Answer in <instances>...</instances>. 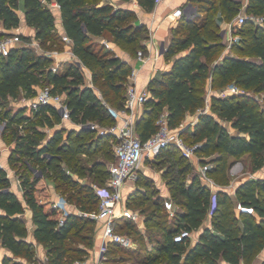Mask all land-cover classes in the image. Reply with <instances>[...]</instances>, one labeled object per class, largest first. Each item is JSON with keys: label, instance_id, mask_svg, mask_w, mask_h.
I'll use <instances>...</instances> for the list:
<instances>
[{"label": "trees", "instance_id": "obj_1", "mask_svg": "<svg viewBox=\"0 0 264 264\" xmlns=\"http://www.w3.org/2000/svg\"><path fill=\"white\" fill-rule=\"evenodd\" d=\"M190 1L195 11L191 16L185 14L180 18L178 26L173 28V36L164 55L167 62L172 61V66L150 80L151 96L144 105L142 118L136 123V130L142 140L148 139L159 130L158 120L165 110L169 126L178 127L187 113H196L205 106L211 91V111L200 112L197 122L185 126L181 134L185 139L190 136L197 142L195 152L219 153L208 173L226 184L229 182L228 155L238 158L248 153L254 169L264 165V102L260 99L263 96L264 101V27L247 19L239 29L240 41L233 43L232 50L224 53L221 59L211 62L226 47L216 11L220 9L225 20H231L239 13L241 1ZM58 2L65 32L73 42V51L79 61L91 69L93 82L99 85L103 97L96 93L92 85L86 84L81 65L72 63L66 70L54 69L49 55L36 53L27 45L15 46L8 55L0 54V119H8V127L13 122L25 125V132L14 133L16 146L10 152L8 162L13 168L20 162L22 164V168L17 170L20 172L24 200L33 211L36 239L48 248L50 264H73L76 260H85L89 254L86 248L73 252V236L80 235L89 225L88 245L94 247L96 220L70 208L61 223L62 210L50 201L42 200L37 194V185L45 176L48 177L45 167L51 165L64 181L54 179L57 189L60 190L64 183L75 185L68 194L61 191L69 203L75 200L82 211L98 209L100 197L93 185L73 178L61 163L64 160L76 169L74 161L77 154H90L94 146L98 148L104 139L112 141L113 136L101 135L88 128H57L56 124L62 122V116L53 104L41 105L33 113L27 112L26 104L11 116L4 109V104L21 94L31 98L37 94L38 86L50 84L54 92L66 93L73 121L116 122L109 105L116 109L125 108L132 66L113 51L98 49L94 36L110 33L118 44L135 54L138 53L135 45L145 26L134 24L131 20L136 17L134 9L114 6L107 0ZM139 2L152 8L156 0ZM19 8L24 9L27 22L36 26V38L42 43L51 41L57 20L53 8L45 0H0V17H3L7 27L19 25ZM247 10L264 17V0H249ZM60 39L65 44L62 33ZM230 84L242 87L243 91L222 96L220 92ZM215 86L219 88L215 90ZM229 123L237 132L230 131ZM40 125L52 126L53 134L46 138ZM171 146L163 147L156 157L164 156ZM201 162L206 161L201 159ZM178 163L179 166L171 164L163 174L168 178L171 197L179 205L173 216L164 206V196L152 194L150 188H141L139 183L128 197L129 206L137 201L144 204L149 200L151 203L148 206L152 210L145 216L146 229L155 224L163 230V239L147 250L143 263L252 264L264 248V178L247 179L237 188L238 201L254 207L258 216L250 212L238 213L229 192L220 187L211 213L212 227L202 231L198 241L192 245L190 237L177 241L174 235L183 228L199 229L211 211L213 192L209 185L203 183L198 171L192 172L188 180L193 170L189 158L182 157ZM34 168L40 169L42 175L37 174ZM88 169L97 173L98 179L105 180V183L110 176L106 162L95 163ZM140 175L145 174L140 172ZM10 185L7 172L0 169V243L26 260L19 261L5 255L0 264H29L35 257V251L33 242L27 240L28 228L23 215L25 203L10 189ZM148 206H143L141 211L145 213ZM160 211L168 217L162 223L161 216L164 214ZM125 226L138 224L131 219H121L119 230L124 232ZM135 231L139 236L143 235L139 227ZM135 231L129 228L125 233ZM133 239L138 238L135 236ZM125 248L119 243H111L109 261L112 260V251Z\"/></svg>", "mask_w": 264, "mask_h": 264}, {"label": "built area", "instance_id": "obj_2", "mask_svg": "<svg viewBox=\"0 0 264 264\" xmlns=\"http://www.w3.org/2000/svg\"><path fill=\"white\" fill-rule=\"evenodd\" d=\"M139 2V0H136ZM161 0H156L159 2ZM114 6H117L114 2L110 1ZM140 3V2H139ZM57 6L60 7L59 2ZM195 11V7L192 2H187L184 6H179L175 8L172 12L176 19L183 17V15L191 16ZM264 18V17H263ZM248 19V16L239 12L231 20H226L221 27V35L224 40L229 41L231 45L235 40L238 39L236 29L242 27L244 22ZM63 40L66 45V51L71 52L74 56L76 54L73 51L72 39L67 35L66 32L62 33ZM21 41V34L19 32L7 34L0 39V54L8 55L11 48L18 46ZM106 45L110 47V44L105 41ZM167 50V44L162 43L158 48L156 58L164 57ZM51 57H57L59 54L58 50H51L47 53ZM138 57L140 60L145 61L147 56H145L142 49L138 50ZM77 64L83 65L79 60L76 61ZM75 62V63H76ZM168 67L166 70L170 69L172 66V61L167 62ZM54 69H56L53 66ZM137 75L136 68H132L131 74L129 75V84L127 87L126 95V106L123 109H116L110 107V110L114 117L116 118L115 124L109 127L98 128L97 125L92 122L78 123V128H88L98 131L99 134H111L113 136V148L115 154V160L109 165L110 176L106 181L104 186H95L96 193L100 197L99 207L93 211H81L80 213L89 215L96 220V239H99L98 247L94 251L92 257V264H109V248L110 244L115 242L119 243L125 247H136L134 239L125 232L119 230V222L121 219H131L138 224L140 229L145 228V220L141 210L134 209L128 205V195L124 193V188L130 181L136 182L140 170L142 168V162L148 158L155 157L160 150L168 145L175 144L182 148L184 154L192 158L195 154V149L188 146L181 134L183 127H171L168 124V112L164 111L159 117L160 128L159 130L150 136L146 140H142L138 135L136 130V123L141 114V109L144 107L146 101L150 97V89L142 88L139 89L134 82L130 79L135 78ZM93 86V85H92ZM94 87V86H93ZM96 91V89H95ZM243 88L236 85L230 84L224 88L220 94L222 96L241 93ZM96 93L102 97V94ZM211 91L208 92L206 97V104L203 108H200L198 112L194 113L192 119V125H194L199 117L200 112H210L211 111ZM53 104L55 105L61 113L62 121L71 120V110L67 102L66 93L54 92L52 86L47 84L45 86H38L37 94L30 98V103L28 104L29 113H33L41 105ZM210 165L208 163L202 164L199 167V173L203 183L209 185L212 189V207L210 213L213 212L216 206V192L219 189L218 184L215 179L208 173ZM0 169H4L7 172V176L12 182V174L14 169L11 167L9 162L6 163L4 158L0 156ZM34 171L42 175V171L38 168H34ZM18 181L21 186V177L19 175ZM50 202L53 203L55 207L62 210L60 216V222L63 223L66 216L70 210V203L67 198L60 192H58L57 187L50 183ZM23 188V187H22ZM10 189L11 185H10ZM164 206L169 211L170 215L173 216L177 206L174 203L171 195L164 196ZM236 210L240 212H250L258 214L252 206H245L241 202L236 205ZM25 212L29 213V216L33 218V211L29 205L25 204ZM193 231L187 228L181 229L174 235L175 240L181 241L187 237H192ZM93 252V250H90ZM48 258V255H47ZM90 260H76L73 264H89ZM29 264H50L49 260L37 259Z\"/></svg>", "mask_w": 264, "mask_h": 264}, {"label": "rangeland", "instance_id": "obj_3", "mask_svg": "<svg viewBox=\"0 0 264 264\" xmlns=\"http://www.w3.org/2000/svg\"><path fill=\"white\" fill-rule=\"evenodd\" d=\"M47 0H45L46 2ZM49 1V0H48ZM219 1V0H218ZM241 1V6H240V11L239 12H243L248 16V20H250L253 24H258L264 27V18L263 15L261 14H255L253 12H249L247 10V6H248V1L249 0H240ZM19 16H20V23L17 26H12V27H7V25L4 22L3 17H0V37L2 38L3 36L7 35V34H12V33H16L19 32L21 34V41L18 44L17 48H19L22 45H27L33 48V50L36 53H41V54H46L50 52L51 50H58L59 54L57 55V57H51L53 59L52 62V66H54L55 68H60L61 70H66L70 67V64L75 63L76 61L79 60V58L76 56H74L71 52H67L66 51V45L61 41L60 39V30H59V26L57 25L56 22V28L53 30L52 34H53V38L50 40H48L46 43H42L41 40L36 38V26L30 25L27 20H26V14L24 9L19 8L17 10ZM216 15L217 17H219V19L223 22L224 21V16L222 15V12L219 10L216 11ZM136 17H134L133 19H131L132 21L135 20ZM179 24V21L176 22L173 25V28H176ZM240 29V28H239ZM239 29L235 30V33H237L238 39L235 40L233 43H236L238 41H240L241 35L239 33ZM24 32V33H23ZM30 32V33H29ZM29 33V34H28ZM108 34L109 37V42L111 43L110 40H115L110 33H106ZM244 36V35H243ZM148 37V31L145 28L137 43H136V48L135 50H140V48L143 46L142 45V41H144L146 38ZM226 42V41H225ZM229 45V41L226 42V47L224 49V51L220 52L215 58H213L211 60V62L213 60H219L221 59L222 55L226 52H230L232 49V45ZM94 44H96L95 46L98 49H102V50H111L114 52L113 49H111V47H108L105 43V41L103 42L102 40H98V39H94ZM112 45V44H111ZM131 53L134 52L133 50H128ZM240 53V52H239ZM78 63V62H76ZM86 66V65H85ZM82 70L84 71V77L87 76V73L85 71L84 64L81 66ZM86 82V79H85ZM94 86V89H96V91L100 94H102L101 90L99 89V85L98 84H92ZM218 86H215L214 89H218ZM103 97V95H102ZM263 96H261V101L264 102L262 100ZM29 100V97H26L24 94H21L20 97L16 98V99H10L9 101H6L4 104V109L8 110V112L10 113L9 116H11V114H13L14 112H16L20 107H22L24 104H27ZM109 100V99H108ZM110 101V100H109ZM110 104V103H108ZM111 107V105H109ZM27 112H29V110H27ZM194 114V113H193ZM0 116H2L1 112H0ZM186 116L183 118L181 124L178 126L179 128L182 126L183 128H185V126L188 125H192V119L190 121H188V123L185 122L186 120ZM94 123L97 125V127L100 129H102L103 127H109L113 124H115V121H108L105 120L104 122H99V121H94ZM109 123V124H107ZM77 122L71 120H65L62 121L58 124H56L57 128H61V129H70L72 127H78L77 126ZM24 124H20L18 122H13L11 124L10 127H8V119H0V146L2 145H7L9 146L8 151L11 152L12 149H14V147L16 146V139H15V132H19L20 134L25 132L24 131ZM40 129H42L45 134H46V138L51 136L54 132V128L52 126L49 125H40L39 126ZM98 133V131H96ZM64 134L66 135V132H64ZM99 134V133H98ZM103 135V134H101ZM184 138V137H183ZM185 143L192 147V148H196V141L190 137L187 136V138H184ZM172 146L166 151V154L164 156H159V157H153V158H148L146 160H144V162H142V167H145L146 169L151 168V172L149 175L145 174L144 176L139 175L137 181L140 184V186H142L141 188H150V191L152 194L157 195V194H162L163 192H166L167 190H169V185H168V178H166L163 174L164 171L167 170L170 166H172L171 164L176 163L175 166H179L178 161L180 158L182 157H187L182 148L179 147L178 145L175 144H171ZM176 146V147H175ZM2 151L0 149V155H2ZM219 153L217 151H213L211 153H200V152H195V154L193 155L192 158H189V160L192 161L193 163V170L191 171V173H189L188 175V180H190V176L192 175V172L194 173L195 169L197 168V166H199L198 164V159L201 161V159H205V163H208L210 166H212V164H214L213 159L216 158V156ZM19 156H22V158H25V155H21V153H18ZM246 156V157H244ZM244 157V158H243ZM243 159L242 162L243 164H246V166L249 164V160L250 157L247 154L243 155ZM233 157L231 155L227 156V166H228V181L231 180V178L233 177V175L231 174V169L234 168L236 165H238V161L241 159V157ZM114 161V151H113V141H111V139H104L101 142V145L98 146V148L96 146H94L91 150H90V154H86V153H79L76 155L75 161L74 163L77 164V168H72L70 166H68V164L62 160L61 166L65 167L67 172L71 174V176L75 179H79L80 182H86L90 185H93V188H95L96 185L99 186H104L106 185L105 180H100L97 177V173L90 171V169H88V167H90L91 165L95 164V163H99V162H106L107 166H109L111 164V162ZM202 164H205L203 162H201ZM201 165V164H200ZM20 167L22 168V164L21 162L17 164V167L13 168L14 169V173L12 174V182H11V188H13L14 190L19 187V181H18V177L20 175V172L17 170V168ZM248 167V166H247ZM11 168V166H10ZM78 169H81L82 172H79ZM22 170V169H21ZM46 173L48 174V177H44L43 180L41 182L38 183L37 185V194L38 196L43 200H47L50 201V183H53L55 186V181L54 179H56L58 182H64L63 179H61V177L59 176V172L53 168L51 165H46L45 167ZM245 170H247L245 168ZM170 174H174L173 172H171ZM213 177V176H212ZM215 178V177H213ZM216 183L218 184L219 187H229V182L228 183H220L219 181L215 180ZM145 182H148L147 185H145ZM75 188V185L73 184L72 186L67 185V184H63V187L59 190L58 192L61 193V191H64L66 194L70 193L71 190ZM20 196V198H22V194L21 192L18 193ZM23 199V198H22ZM151 202L145 201L144 204H140L139 201H137L136 203H131V207L135 208V209H140L143 206H148ZM175 203V202H174ZM175 205L177 207H179V205L177 203H175ZM70 208L72 210H76L78 212H81L82 210L77 207L75 200H73L72 202H70ZM148 209L146 210L145 213H143L144 216V220H145V216L147 214V212H150L152 210V208L150 206L147 207ZM2 211V209L0 208V212ZM160 214H164L161 216V223L165 222L167 220V215L165 213H163L162 211H160ZM25 219H26V225L28 228V235H27V240L31 241L32 236H33V229H32V218L29 216V213L25 212L24 215ZM160 223V224H161ZM146 225V224H145ZM89 225H87L83 231L80 233V235H75L73 236V240L74 242L71 243L73 248L75 249V251L73 252H77L76 249L78 248H86L89 251L88 256L86 257V259H89L90 262L89 264H92V253H91V249L93 247H90V245H88V239H87V233L89 232L88 229ZM132 229V231L134 230H138V226H125L123 228V231H128V229ZM147 227H145V229L143 230V235L139 236V233L132 232L129 233V235L132 238H135V236L138 239H134L135 241V245L136 247H129V248H125V249H116L114 251H112V253L110 254V257L112 258L111 261H109V264H144L143 260L146 257V255L148 254V249L150 250L154 244L156 243V241L158 240H162L163 239V230L161 229L160 226L152 224L150 225L149 229H146ZM34 251H35V257L31 262L37 260V259H46L47 258V253H48V248L41 242L37 241V243H33ZM153 252V251H152ZM5 255H11L14 257V259L16 260H26L24 257L20 256V255H15L8 247L2 245V243H0V260L5 256ZM258 257H264V248L261 249L258 254L256 259H258ZM255 259V260H256ZM254 262V261H253Z\"/></svg>", "mask_w": 264, "mask_h": 264}, {"label": "crops", "instance_id": "obj_4", "mask_svg": "<svg viewBox=\"0 0 264 264\" xmlns=\"http://www.w3.org/2000/svg\"><path fill=\"white\" fill-rule=\"evenodd\" d=\"M107 1H112L117 6L131 8L135 10L136 18L133 21V23L137 25L144 24L145 28L148 31V37L144 41L141 42L143 46L142 48H140L144 51V54L145 56H147V59L145 61L140 60L138 57V53H135V54L131 53L130 51L125 49L123 46L118 44L115 40H110L111 41L110 43L109 42L110 36L106 33L102 35H95L94 39L102 40L103 42L107 41L110 44L111 49L114 50V53L117 56L121 57L125 61H128L131 64L132 68H136L137 75L135 78L130 79L131 82H134L139 89L148 88L150 80L154 78L155 76H160L162 72L166 71L168 67V63L165 60V58L164 57L156 58V54H157L158 48L162 45V43H166L168 45V43L171 41L172 36H173V25L179 21V19H176L173 16L172 12L175 8L179 6H184L190 0H161L159 2H156L154 7L152 8L145 7L144 5H141L136 0H107ZM57 2L58 0L46 1V3L54 10V13L57 17L56 22H57V25L59 26L60 32L64 33L65 28L63 25V21H62L61 8L57 6ZM225 21H226L225 19L223 22L221 21V25ZM83 68L85 69L87 73V76H85L86 84L92 85L93 79H92L91 69L85 65ZM150 96H151V91H150ZM29 103H30V98L27 104ZM144 110H145V106L141 109L140 116L143 115ZM193 115H194L193 113H190V112L187 113L186 115L187 119L185 120V122L188 123V121L192 119ZM229 129L231 132H237V130L231 125V123H229ZM0 149L3 152L2 155L0 156H2L4 158V161L8 163V157L10 154V152L8 151L9 146L2 145L0 146ZM247 155H249L250 157V154L247 153ZM242 157L238 161V165H236L234 168L231 169L232 171L231 174L233 175V177L231 178V180H229V185H228L229 187L222 188L229 192L235 205H237V203L239 202L237 198V188L242 182H244L247 179L264 178V165L261 168L254 169L252 165V160L250 157L249 164L247 165L248 166L247 167L246 164H243L242 162V159L246 156H244L243 158ZM197 162L199 166H197V168L195 169V172L199 171V167L201 164V161L199 159ZM245 168L247 170H245ZM140 172L149 175L151 172V168L149 170V169H146L145 167H142ZM138 186L139 185L137 181L136 182L130 181L129 183L126 184L124 188V193L129 196L131 193H133L138 188ZM12 190L15 191L17 194L21 192L22 198H23L21 199L26 204V201L24 200V196H23L24 190L21 184L19 183V187H17L15 190L12 188ZM169 194H170V191L167 190L166 192H163L161 195L167 196ZM35 227L36 225L33 222V218H32L33 236L31 238L32 239L31 241L33 243H37L38 241L34 235ZM207 227H212V214L211 213L207 214L206 218L204 219L199 229L197 231H193V235L191 237L192 245H194L198 241L200 234ZM144 229L145 228L143 227V229L141 230L143 231ZM98 244H99V239H96L95 246L91 249L93 250V252L91 251L92 256L94 255V251H96ZM263 260H264V257L262 258L258 257V259H256L252 264H262ZM241 264H244V262H242Z\"/></svg>", "mask_w": 264, "mask_h": 264}, {"label": "water", "instance_id": "obj_5", "mask_svg": "<svg viewBox=\"0 0 264 264\" xmlns=\"http://www.w3.org/2000/svg\"><path fill=\"white\" fill-rule=\"evenodd\" d=\"M141 118H142V116H140L137 121H139Z\"/></svg>", "mask_w": 264, "mask_h": 264}]
</instances>
